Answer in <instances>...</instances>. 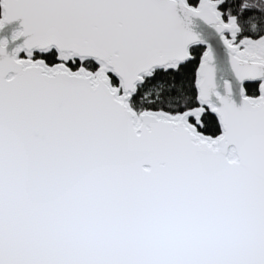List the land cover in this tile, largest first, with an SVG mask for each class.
<instances>
[{
  "label": "snow or ice",
  "instance_id": "obj_1",
  "mask_svg": "<svg viewBox=\"0 0 264 264\" xmlns=\"http://www.w3.org/2000/svg\"><path fill=\"white\" fill-rule=\"evenodd\" d=\"M0 264H264V0H0Z\"/></svg>",
  "mask_w": 264,
  "mask_h": 264
}]
</instances>
